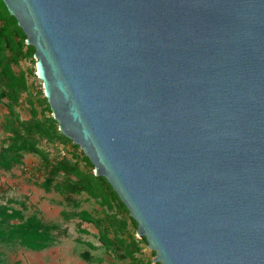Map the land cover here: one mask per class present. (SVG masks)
I'll return each instance as SVG.
<instances>
[{
    "label": "water",
    "instance_id": "obj_1",
    "mask_svg": "<svg viewBox=\"0 0 264 264\" xmlns=\"http://www.w3.org/2000/svg\"><path fill=\"white\" fill-rule=\"evenodd\" d=\"M3 2L155 261L264 264V0Z\"/></svg>",
    "mask_w": 264,
    "mask_h": 264
},
{
    "label": "rangeland",
    "instance_id": "obj_2",
    "mask_svg": "<svg viewBox=\"0 0 264 264\" xmlns=\"http://www.w3.org/2000/svg\"><path fill=\"white\" fill-rule=\"evenodd\" d=\"M27 40L0 0V209L24 216L0 214V229L36 219L51 230L38 250L0 238V264H162L108 180L60 131Z\"/></svg>",
    "mask_w": 264,
    "mask_h": 264
},
{
    "label": "trees",
    "instance_id": "obj_3",
    "mask_svg": "<svg viewBox=\"0 0 264 264\" xmlns=\"http://www.w3.org/2000/svg\"><path fill=\"white\" fill-rule=\"evenodd\" d=\"M0 214L4 217L3 219L5 221L8 218L21 220L24 219L22 212L17 210H11V212L4 213L2 209H0ZM50 231V228L44 225L41 221L31 219L22 222L18 226L11 229H0V238L8 241L19 240L21 244L38 250L45 248L49 244L51 240Z\"/></svg>",
    "mask_w": 264,
    "mask_h": 264
},
{
    "label": "bare ground",
    "instance_id": "obj_4",
    "mask_svg": "<svg viewBox=\"0 0 264 264\" xmlns=\"http://www.w3.org/2000/svg\"><path fill=\"white\" fill-rule=\"evenodd\" d=\"M39 75H40V73H39Z\"/></svg>",
    "mask_w": 264,
    "mask_h": 264
}]
</instances>
